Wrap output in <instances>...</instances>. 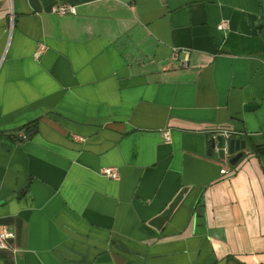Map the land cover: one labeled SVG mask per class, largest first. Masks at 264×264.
Here are the masks:
<instances>
[{
  "label": "crops",
  "instance_id": "1",
  "mask_svg": "<svg viewBox=\"0 0 264 264\" xmlns=\"http://www.w3.org/2000/svg\"><path fill=\"white\" fill-rule=\"evenodd\" d=\"M260 17L258 0H0V264H264ZM219 129L246 142L234 167Z\"/></svg>",
  "mask_w": 264,
  "mask_h": 264
},
{
  "label": "built area",
  "instance_id": "2",
  "mask_svg": "<svg viewBox=\"0 0 264 264\" xmlns=\"http://www.w3.org/2000/svg\"><path fill=\"white\" fill-rule=\"evenodd\" d=\"M53 12L59 15H65V14H75L76 13V7L69 4H57L53 7ZM225 27V23L221 22L218 24L219 29H223ZM171 60H177L179 58L178 56V50L176 48H172L170 53ZM181 67H186L187 62L186 59L180 60ZM217 135H222L225 139H228L231 137V133L226 129H219L217 132ZM165 140L169 141V135L166 132L165 133ZM25 137V136H23ZM78 139L82 140V138L78 137ZM220 172L222 174L229 173L228 170L221 169ZM99 173L102 176H105L107 178L116 179L118 178V171L115 167L107 166L103 167L99 170ZM14 237V232L9 229L6 226L1 227L0 229V249L7 248L8 246V240L12 239Z\"/></svg>",
  "mask_w": 264,
  "mask_h": 264
},
{
  "label": "water",
  "instance_id": "3",
  "mask_svg": "<svg viewBox=\"0 0 264 264\" xmlns=\"http://www.w3.org/2000/svg\"><path fill=\"white\" fill-rule=\"evenodd\" d=\"M246 142L239 136L225 139L222 135H217L210 139L211 149H215L218 157L224 159L228 156L227 162L230 166L235 165L243 155Z\"/></svg>",
  "mask_w": 264,
  "mask_h": 264
},
{
  "label": "trees",
  "instance_id": "4",
  "mask_svg": "<svg viewBox=\"0 0 264 264\" xmlns=\"http://www.w3.org/2000/svg\"><path fill=\"white\" fill-rule=\"evenodd\" d=\"M258 1L260 4V7H261V17H260L259 23L257 25V29H258V32L260 34V37L262 38L263 47H264V0H258ZM19 130L24 132L25 137H30L36 131L35 122L28 123V124L22 126ZM0 135H3V134L0 132ZM12 136L13 135H10V137H12ZM235 136H236L235 134H231V137H235ZM252 152L255 154H258L260 152H264V148L253 147ZM234 166L235 165H233L231 167H234ZM238 264H241V263H238Z\"/></svg>",
  "mask_w": 264,
  "mask_h": 264
}]
</instances>
